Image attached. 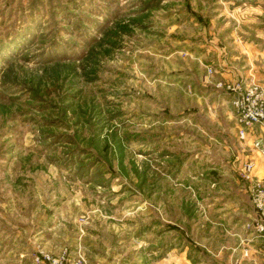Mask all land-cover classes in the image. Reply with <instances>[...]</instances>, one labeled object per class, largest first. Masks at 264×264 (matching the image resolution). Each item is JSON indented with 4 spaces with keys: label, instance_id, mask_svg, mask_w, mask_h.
Here are the masks:
<instances>
[{
    "label": "rangeland",
    "instance_id": "obj_1",
    "mask_svg": "<svg viewBox=\"0 0 264 264\" xmlns=\"http://www.w3.org/2000/svg\"><path fill=\"white\" fill-rule=\"evenodd\" d=\"M236 81L264 0H0V264H262Z\"/></svg>",
    "mask_w": 264,
    "mask_h": 264
},
{
    "label": "built area",
    "instance_id": "obj_2",
    "mask_svg": "<svg viewBox=\"0 0 264 264\" xmlns=\"http://www.w3.org/2000/svg\"><path fill=\"white\" fill-rule=\"evenodd\" d=\"M227 90L233 95L232 105L237 124V136L245 141L255 125L264 126V87L258 83L236 81L228 84ZM264 161V137L256 136L250 146ZM259 166L251 159L241 160L239 172L247 183L252 204L254 223L251 228L260 240L264 256V176H259ZM248 254V248L243 255ZM36 262L47 261L50 264H88L81 250L77 247L72 256L64 251L61 255L52 256L45 251L35 257ZM264 264V261L263 263Z\"/></svg>",
    "mask_w": 264,
    "mask_h": 264
},
{
    "label": "crops",
    "instance_id": "obj_3",
    "mask_svg": "<svg viewBox=\"0 0 264 264\" xmlns=\"http://www.w3.org/2000/svg\"><path fill=\"white\" fill-rule=\"evenodd\" d=\"M261 85H263V87H264V83H261ZM236 127H238V126L236 125ZM254 128H256L255 132L252 131L251 133H249V135H248V137H247V139L245 141L239 140L238 145L240 144V150L237 152V159H246V158H249V159L253 160L259 166V170H258L259 176L263 177L264 176V162H262L260 160V158L257 155V153H255L254 150L250 146H251V141H252V139L254 137H256V136L264 137V126L255 125ZM240 141L241 142H244V144L242 145V143ZM245 144L246 145L248 144V147H249V149H248L247 152L242 151L243 150L242 147ZM244 150H245V148H244ZM244 183H245V181H244ZM246 236L248 237L249 234L247 233ZM244 238H241L240 239V245L238 246V250H237L238 255L241 257V260L238 262V264H246V262H248L247 259H246V257H244L243 252H244V249L245 248H248V250L250 249V253H251V250H252L251 247H253L252 245H247V243L244 241L245 240ZM246 245L248 247H246ZM185 264H191V263H190V261H187L186 260L185 261Z\"/></svg>",
    "mask_w": 264,
    "mask_h": 264
}]
</instances>
